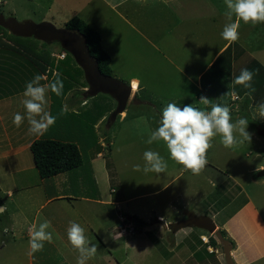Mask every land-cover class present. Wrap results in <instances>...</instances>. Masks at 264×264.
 <instances>
[{
	"label": "rangeland",
	"instance_id": "rangeland-1",
	"mask_svg": "<svg viewBox=\"0 0 264 264\" xmlns=\"http://www.w3.org/2000/svg\"><path fill=\"white\" fill-rule=\"evenodd\" d=\"M114 5L115 0H0L2 24L7 30L11 28L10 31L22 30L21 34L24 36L35 31L29 28L17 29L12 20L19 24L26 21L34 25L50 23L56 29H63L71 18L76 16L82 19L101 37L100 45L110 58L111 79L122 83L124 87L128 86L124 81L131 77L139 80L140 89L132 90L135 91L133 93L135 97L127 99V91L124 93L120 91L119 85L99 81L96 76L90 74L86 77L87 73L76 58L66 53V61L61 62L60 65L63 71L68 73L62 74L72 85L68 92L82 95L85 91L102 90L84 108L81 107L79 110L69 108L68 113L74 118L70 114L66 116L67 121L75 128L71 139L80 142L79 150L84 162V166L77 172L81 170L88 182L85 161L95 158L97 153H100L102 157L98 160L103 164L106 163L110 171L107 182L104 183L101 176L99 178L101 182H98L100 183L98 187L101 194L106 196L110 194L118 202L116 208L125 217L131 215L133 219L137 218L141 222L148 223L155 220L157 214H162L166 220L175 224L173 226L168 224L169 230H164L166 234L161 236H168L164 238L166 243L172 241L175 243L174 233L184 224L186 225L183 227L184 230L178 234L180 242L187 238L185 235L188 233L189 238L195 243L199 242L198 237L201 234L212 236L216 227L211 232L199 230L200 228L194 227L197 223L196 218L203 216L211 218L216 214L217 218L213 221L218 223L235 207L241 205L245 197L260 208V213L264 217V176H257L258 172L264 171V118L259 115L258 107L264 103V84L261 88L256 87L259 82L264 83V28L249 23L247 34H243L244 22L240 21L239 39L235 42L242 38L245 52L260 62V65L237 67L232 69V72L229 69L227 77H223L221 83L211 85L212 82L208 77L204 78L202 83H198L197 74L214 56L216 47L224 39L213 31L206 34L200 30V19L196 21L199 13L210 14V5L206 11L197 8L193 12L187 8L188 6L184 7L186 4L183 2L179 8L181 15L173 7L171 8V0L165 5L159 0H151V4L148 3L146 6L138 2L134 5L132 1L121 6ZM195 13L193 21L192 19L190 23L185 21V17L193 18ZM209 35L211 42L208 40ZM5 41L16 45L21 52L27 51L19 45H29L33 50L30 54L34 55L35 60L40 61L36 54L43 52L44 57H47V53H51L54 65L59 63L56 56L61 53H59L61 44L48 40L45 42L43 38L39 40L32 36L11 39L0 31V42ZM248 61L249 59L246 58L245 62ZM244 68L254 73L252 80L254 91L242 89L243 92L236 91L234 94L232 81ZM210 72L213 74V71ZM42 74L52 79L56 70L49 69L47 72L46 69ZM62 82L64 85V80ZM216 87L220 91L216 90ZM258 90L261 92L259 93ZM201 96L211 99L214 104L229 107L233 122L238 117H246L249 122L247 130L252 134V139L250 143L245 141L233 148H226L220 142L219 136L214 137L213 146L207 153V166L199 175H193L191 171L185 170L182 165L170 158L166 144L162 140L151 145L146 141L151 132L159 126L162 109L168 103H176L180 107L192 104L194 107L204 109L205 106L199 103ZM122 103L124 104L122 111L115 113ZM94 107L104 115L103 122L97 126L91 117L86 114L85 118L84 114L85 110L89 111ZM125 109L126 113L121 117ZM207 110L210 111V107ZM89 144H93V148L88 149ZM149 149L159 152L165 158L168 164L165 173L145 174L142 170H134V165L139 164L141 168L143 167V153ZM82 188L79 190L76 188L74 194L84 191L83 195H91L92 190L89 186ZM110 189H113L112 193L109 192ZM150 192L152 193L142 195ZM2 200L10 204L9 199L0 193V202ZM6 213L9 215V211L0 215V246L1 242L12 241L13 230ZM118 213L116 212V215ZM118 224L117 220L116 232H118ZM5 228L7 232L4 231ZM25 231L26 228H23L21 235H26ZM14 232L16 233V230ZM149 234L153 233L149 232L147 236ZM125 235H129L127 240L130 239L133 243L131 255L128 254L130 264H163V254L145 257L136 251L144 245L140 242V231L135 230ZM153 239L154 237L151 238ZM206 239L208 241V238ZM200 240L203 242L202 239ZM154 241L157 242L156 239ZM207 241L205 240L204 243L206 244ZM232 243L234 245L233 241ZM119 250L123 252L125 247L121 246ZM186 250L179 248L175 255L164 261L166 264L193 263L195 258L188 259L189 253L187 254ZM216 250L215 255L214 253L211 256L207 255L205 259L211 260V264H225L219 243ZM122 252L119 253L121 254L119 261H123Z\"/></svg>",
	"mask_w": 264,
	"mask_h": 264
},
{
	"label": "crops",
	"instance_id": "crops-1",
	"mask_svg": "<svg viewBox=\"0 0 264 264\" xmlns=\"http://www.w3.org/2000/svg\"><path fill=\"white\" fill-rule=\"evenodd\" d=\"M128 1H132L134 5L137 2L144 3L145 6L148 3L151 4V0H115L114 6H121ZM168 1L170 0H159L164 5ZM183 2L186 4L184 7L188 6L187 8L193 10V12L197 8H200V11H206L208 5H210V14L202 15L199 13L196 21L200 19V30L206 34H209V31L221 33L224 24L227 22L224 16L226 10L224 0H171V8L173 7L179 13V8ZM175 4L176 7H174ZM143 11L145 12V10ZM179 14L181 15V13ZM195 16L196 13L193 18L185 17V21L189 22L191 19L193 21ZM119 17L122 19L121 16ZM0 25L7 30L2 23ZM248 25L249 23H243V34H247ZM256 25L258 28H264V23ZM10 30H7L8 34L13 33ZM208 40L211 42V35L208 36ZM5 42H0V193L9 199L10 204L2 200L0 206L6 205L7 210L3 213L9 211V215L7 213L6 215L8 220L11 221L13 233L11 242H1L0 251L3 253H0V264H76L79 253L68 241L67 228L69 227V221H75L84 227L89 240L97 245L96 254L87 261V264H126V261L130 264L128 254H130L133 243L130 239L127 240L129 235L119 236L118 232L115 231L117 220L119 222L118 226H120L121 221L125 219V215L116 208L118 202L110 194L107 196L101 194L98 187L100 184L98 182H101L99 181L100 176L104 183L110 178V171L106 163L103 164L102 161L98 160L102 157L100 153H97L95 158L88 160L89 168L86 169L88 182L83 175L77 174L75 176L76 174L69 172L60 173L46 180L39 177L30 151L31 143L36 139L50 138L73 142L79 146L78 142L74 141L75 139H71L75 128L66 119V116L71 113L60 115L61 109H56L54 112L51 109L53 94L50 90L47 93V110L57 119L55 124L43 136L29 134V124L26 118L20 127L13 124L14 114H25L21 101L24 98L22 94L26 84L37 74L45 75L38 68L34 55L30 54L33 50L19 45L27 51L21 52L16 48V45ZM215 51L214 56L198 72V83H202V80L208 77L212 82L211 85H216L218 82L221 83L223 77H227L229 69L232 72V69L234 70L237 67H258L260 65V62L254 60L245 52L242 38L238 42L223 40ZM60 52L62 51L59 50ZM246 58L249 59L248 62H245ZM210 71H213V74ZM53 78H46L41 81V84H47ZM132 81L137 83L135 91L140 89L137 78L131 77L125 80L124 82L128 83L125 88L130 91L127 99L135 97V94H133L135 91H132L130 86ZM195 83L196 78L193 83L194 86ZM216 90L220 91L217 87ZM130 94H133V96H130ZM92 99L94 97H89L86 91L82 95L71 94L67 91L61 98L60 107L62 108V105L67 103L70 109L79 110ZM125 113L126 109L121 113V117H124ZM121 117L119 115V119ZM103 120L104 115L102 114L95 126L101 124ZM90 148H93V144L89 145L88 149ZM82 186H89L92 190V196L83 195L84 191L77 195L74 194L77 191L76 188L78 190L83 189ZM111 190L113 192V189H110V193H112ZM116 212H119L118 215H116ZM215 218H217L216 214L212 215L210 219L216 230L225 231L227 235L225 239L232 244L231 257L236 264H264V217L256 204L245 197V201L241 205L235 207L228 216L226 215L220 219L218 223L213 221ZM45 219L51 221L52 227L48 231L52 232L53 239L51 242L45 241L42 250L30 254L28 244L29 227L32 223L38 224ZM168 224L175 225L166 220L162 214H157L156 219L148 223L143 222L139 231L141 234L140 242L144 245H141L136 251L145 257L153 256V254H163L162 262L166 264L165 259L175 255L179 248H185L187 254L189 253L187 255L188 259L195 258L193 263L189 264H211V260L205 259V256H211L213 253L215 255L217 250L206 247L204 242L207 241L206 238L209 239V235H199L198 238L202 239L203 242L195 243L192 238H189L190 234L188 233L185 235L187 238L185 237L180 242L178 234L184 230L182 227L174 233L176 234L175 243L173 241L166 243L164 238L168 236H161L166 234L164 230H169L167 229L169 228ZM23 228H26V235H21ZM149 232L153 234L147 236ZM153 237L154 239L151 240ZM155 239L157 242L154 241ZM121 246L125 247L123 252L119 250ZM121 252L123 261H119L121 256L119 253ZM215 259L217 260V258Z\"/></svg>",
	"mask_w": 264,
	"mask_h": 264
},
{
	"label": "clouds",
	"instance_id": "clouds-1",
	"mask_svg": "<svg viewBox=\"0 0 264 264\" xmlns=\"http://www.w3.org/2000/svg\"><path fill=\"white\" fill-rule=\"evenodd\" d=\"M224 4L227 22L220 35L226 41L235 42L239 39L240 21L253 25L264 23V0H224ZM253 75L252 71L244 68L232 82L254 91ZM45 79V76L37 74L26 84L22 94L24 98L21 101L25 114L16 113L13 116V124L16 127H20L26 118L29 134L36 136H43L57 119L47 110L48 91L59 97L63 94L64 88L59 74H56L51 82L42 85L41 81ZM199 103L205 108H197L192 104L180 107L176 103H168L162 109L159 126L151 132L146 141L151 145L162 140L166 144L170 158L182 165L185 170L191 171L193 175H199L207 166V153L213 146L214 137L219 136L220 142L226 148H233L245 141L250 143L252 139V134L247 130L249 122L246 117H238L233 122L229 107L214 104L206 96H201ZM208 107L210 111L207 110ZM258 107L259 115L264 118V103ZM68 111L69 106L64 103L60 115H66ZM143 160V167L137 164L133 166L134 170H142L145 174L149 172L160 174L167 170V161L159 152L146 150L143 153ZM6 210V205L0 206V215ZM51 227V221L47 219L30 225L28 230L30 254L42 250L45 241H52L53 234L48 231ZM4 231H7V228ZM67 237L72 247L79 253L76 264H87V261L96 254L97 245L89 240L85 228L79 223L69 221Z\"/></svg>",
	"mask_w": 264,
	"mask_h": 264
},
{
	"label": "trees",
	"instance_id": "trees-1",
	"mask_svg": "<svg viewBox=\"0 0 264 264\" xmlns=\"http://www.w3.org/2000/svg\"><path fill=\"white\" fill-rule=\"evenodd\" d=\"M17 27L18 26H15V28H17ZM63 29H65L66 31H68L72 34H75L78 37L79 41L83 45L84 50L87 54L88 62L90 63L92 68L94 67L96 73L101 78L99 81H102V82L106 81L107 83L112 82L114 84H117V85H119V90L124 93L126 91V88L123 86V84L118 82V81L111 79V69L109 67L110 58L105 53V51L102 49V47L100 45L101 44V37H100L99 33L97 31L93 30L92 28H90L82 19H80L76 16L71 18L70 20H68L65 23ZM0 31L5 35L10 36L11 39H13L15 37L20 38V37L32 36V37L38 38L39 40L41 38H43L45 42H47V40H48L49 42H54V43L59 44V41L55 37L49 36V35H44V34H41L38 32H34L32 34H28L27 36H24L23 34H21V33H23L22 30L13 29L12 30L13 33L8 34L7 30L3 29L1 26H0ZM37 36H39V37H37ZM21 45L24 46V44H21ZM29 47H30L29 45H25L26 49H30ZM59 50H61L62 52L65 53V57H64V59L58 60L59 63L58 64L56 63L55 65L53 62L54 60H52V58H51V53H47V57L43 56V52H38L36 54L37 58H39V60L41 61L40 62V61H38V59H36V64H37V66H39V64H40L41 71H45L47 69V72H48L49 69H55L56 74L61 75L60 79L64 80L63 94L59 97L55 96V94L52 96L53 99H52V103H51V109L53 110V112L56 109H58V110L61 109V107H60L61 98L66 93V91L69 90L70 86H72L71 82L68 80V78H66L63 75L64 73L65 74H68V73L63 71V67L60 65L61 62L63 63L66 61V58H67L66 53L67 52L63 47H60ZM56 74H55V76H56ZM55 76H54V78H55ZM87 76H89V75H87ZM253 84L254 83H252V85ZM263 84L264 83L259 82V84L256 87L261 88L263 86ZM242 89H244L245 91H249V89L244 88L243 85L233 84V86H232V92H234V94H236V91L243 92ZM100 92H102V90L99 92L98 91H87V94H89V97H95L96 94L100 93ZM258 92L260 93L261 90H258ZM88 103H87V105H88ZM123 103L118 106L117 111L115 113L122 111V108L124 105ZM87 105H85V106H87ZM93 109L94 110L88 109L89 111L85 110L84 114L85 115L87 114L89 117H91V119H93V122H95V124H96L97 121L99 120V118L102 116V113L100 111H98L97 109H95V107ZM87 115L85 116V118L87 117ZM71 116L74 118L73 115H71ZM80 120L82 122H84L81 118H80ZM78 143H80V142H78ZM30 151H31L33 161H34L35 167L37 169L38 175L43 180L50 179V178H52V177H54L60 173H64V172H69V173H72L74 175L76 174L75 176H77V174L81 175V176L83 175L85 177V175L81 172V170H80V172H77V170L80 167L84 166V162L82 160V156H81V152L79 150V146H77L73 142H64V141L50 139V138H40V139L34 140L31 143ZM85 165L87 167L86 169H88L89 163L87 160L85 161ZM196 220H197V223L194 225V227L200 228V229L207 231V232H211L213 230L214 224L210 218L203 216L201 218L197 217ZM124 221L125 222L130 221L133 224L134 229L136 231H139V229L141 228L142 222L137 218L133 219L130 216H126ZM182 227H184V226L183 225L179 226V228H182ZM219 232L222 235V237L226 236V234L223 230H220ZM198 241L201 242L200 238H198ZM206 247H212L213 249H217L218 241L216 240V238L213 235L209 237L208 243L206 244Z\"/></svg>",
	"mask_w": 264,
	"mask_h": 264
},
{
	"label": "water",
	"instance_id": "water-1",
	"mask_svg": "<svg viewBox=\"0 0 264 264\" xmlns=\"http://www.w3.org/2000/svg\"><path fill=\"white\" fill-rule=\"evenodd\" d=\"M11 22L15 24L14 27L18 26L17 28H21V29L29 28L35 32L55 37L59 41V44H61L62 47L66 50V52L76 58L80 66L87 73L86 77H88L87 75L90 74V76L91 75L96 76L97 79L99 80L101 79L99 75L96 73L94 67L92 68V66L88 62V57L84 50V47L75 34H72L66 31L65 29H56L50 23H40L38 25H34L30 21H26L20 24L14 22L13 20ZM0 23H3V21L1 20ZM126 91L129 95L130 92L129 89H127ZM257 176L259 177L264 176V171L258 172ZM213 234L217 239L219 245L221 246L224 263L236 264L231 257V250H232L231 242L225 239L224 237H222V235L218 230L214 231Z\"/></svg>",
	"mask_w": 264,
	"mask_h": 264
},
{
	"label": "built area",
	"instance_id": "built-area-1",
	"mask_svg": "<svg viewBox=\"0 0 264 264\" xmlns=\"http://www.w3.org/2000/svg\"><path fill=\"white\" fill-rule=\"evenodd\" d=\"M57 59H64L65 57V53L61 52L60 54H58ZM122 225L118 227V235L119 236H123L125 234H131L132 232L135 231L133 224L129 221V222H125L124 220L121 221Z\"/></svg>",
	"mask_w": 264,
	"mask_h": 264
},
{
	"label": "bare ground",
	"instance_id": "bare-ground-1",
	"mask_svg": "<svg viewBox=\"0 0 264 264\" xmlns=\"http://www.w3.org/2000/svg\"><path fill=\"white\" fill-rule=\"evenodd\" d=\"M130 86H131L132 90H136L137 89V83L134 82V81L131 82Z\"/></svg>",
	"mask_w": 264,
	"mask_h": 264
}]
</instances>
